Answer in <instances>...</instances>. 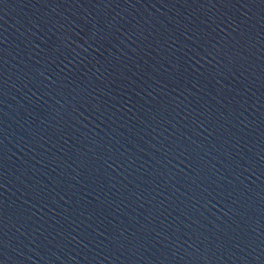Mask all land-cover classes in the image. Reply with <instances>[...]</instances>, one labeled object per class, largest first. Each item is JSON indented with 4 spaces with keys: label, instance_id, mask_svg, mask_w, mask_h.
<instances>
[{
    "label": "water",
    "instance_id": "water-1",
    "mask_svg": "<svg viewBox=\"0 0 264 264\" xmlns=\"http://www.w3.org/2000/svg\"><path fill=\"white\" fill-rule=\"evenodd\" d=\"M0 264H264V0H0Z\"/></svg>",
    "mask_w": 264,
    "mask_h": 264
}]
</instances>
